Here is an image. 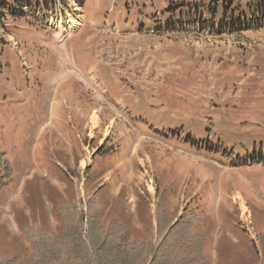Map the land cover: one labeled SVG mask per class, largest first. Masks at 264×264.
<instances>
[{
  "label": "rangeland",
  "instance_id": "374dc122",
  "mask_svg": "<svg viewBox=\"0 0 264 264\" xmlns=\"http://www.w3.org/2000/svg\"><path fill=\"white\" fill-rule=\"evenodd\" d=\"M253 2L0 10V259L64 257L90 217L155 245L179 220L187 255L264 264V28L212 33Z\"/></svg>",
  "mask_w": 264,
  "mask_h": 264
},
{
  "label": "trees",
  "instance_id": "16d2710c",
  "mask_svg": "<svg viewBox=\"0 0 264 264\" xmlns=\"http://www.w3.org/2000/svg\"><path fill=\"white\" fill-rule=\"evenodd\" d=\"M58 1L65 3L68 0H0V10L11 11L13 8L22 16L38 12L47 17L57 13L58 9L55 6ZM74 1L82 7L85 0ZM48 4L54 5V7L49 8ZM247 10L251 11L249 17L244 14L234 17L231 14L227 18L223 13L215 29L236 33L248 31L250 28H264V0H254L247 6ZM3 171V178H7L9 172L5 166ZM157 225L159 240L157 245L149 237H147V241L137 238L132 244L131 236H128V233L123 234L120 240H117L113 235L109 236L110 239H106V236H103L102 227L96 220L89 217L85 230L81 221L76 226L69 228L66 235L64 234L68 241V251L65 252L64 257L61 252L54 256L55 250L48 256L50 250H43L38 264H63V262L65 264H206L202 251L186 254L183 247L185 237L182 236L179 229V220L171 222L159 220ZM260 241L264 255V235L260 237ZM16 262V259H0V264H17Z\"/></svg>",
  "mask_w": 264,
  "mask_h": 264
},
{
  "label": "crops",
  "instance_id": "0c3cea01",
  "mask_svg": "<svg viewBox=\"0 0 264 264\" xmlns=\"http://www.w3.org/2000/svg\"><path fill=\"white\" fill-rule=\"evenodd\" d=\"M212 33H214L216 36H220V35H223V34H234L232 32L229 33L227 30L217 31L216 29L212 30Z\"/></svg>",
  "mask_w": 264,
  "mask_h": 264
}]
</instances>
